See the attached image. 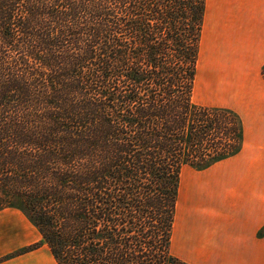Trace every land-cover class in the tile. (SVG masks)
I'll use <instances>...</instances> for the list:
<instances>
[{"label":"trees","instance_id":"1","mask_svg":"<svg viewBox=\"0 0 264 264\" xmlns=\"http://www.w3.org/2000/svg\"><path fill=\"white\" fill-rule=\"evenodd\" d=\"M206 4L0 0V212L57 264H180L181 171L244 140L238 113L193 102Z\"/></svg>","mask_w":264,"mask_h":264},{"label":"rangeland","instance_id":"2","mask_svg":"<svg viewBox=\"0 0 264 264\" xmlns=\"http://www.w3.org/2000/svg\"><path fill=\"white\" fill-rule=\"evenodd\" d=\"M220 19L221 24L214 33L217 45L211 58L206 35L220 23ZM204 21L206 25L203 39L201 37L193 102L199 106L238 112L245 119L246 131L244 128L238 157L205 170L187 166L181 171L171 242L172 255L180 264L186 263L184 252L190 248L185 247L189 241L185 234L188 222L198 219L200 210L210 208L219 211L223 196L229 205H236L237 198L255 188L264 172V79L259 63L263 51L254 52V49H260L259 43L255 44L257 35L264 34V0H208ZM227 32L229 41L223 45V51L227 60L233 62L235 59L239 68L224 58L222 43ZM220 64L227 66L229 77L218 82L214 74ZM207 196L209 202H206ZM193 239L198 240V234Z\"/></svg>","mask_w":264,"mask_h":264},{"label":"crops","instance_id":"3","mask_svg":"<svg viewBox=\"0 0 264 264\" xmlns=\"http://www.w3.org/2000/svg\"><path fill=\"white\" fill-rule=\"evenodd\" d=\"M218 5L221 10V5ZM220 18L222 19L221 14ZM221 19L210 33L206 32L211 58L214 57L217 45L215 29L220 26ZM208 20L206 16L207 24ZM206 23L204 21L202 39ZM225 23L229 32L228 23ZM228 32L222 43V51L223 45L229 41ZM258 43L260 49H254V52L263 51L262 60L259 61L263 78L264 34L257 35L255 44ZM224 55L227 60L226 54ZM232 61L229 62L239 68L235 59ZM241 118L245 128V119L242 116ZM254 187L248 193L246 191V195L238 197L236 205H229L230 202L223 196L222 208L219 211L210 208L200 210L199 218L188 222V231L185 234L188 235L189 241L185 243V247L190 248L186 249L183 257L187 264H264V172ZM211 199L213 201L212 197ZM206 202H209L208 196ZM197 234L198 240L195 241L193 237ZM34 246L37 248L28 250ZM0 264H57L39 231L19 210L8 209L0 212Z\"/></svg>","mask_w":264,"mask_h":264},{"label":"bare ground","instance_id":"4","mask_svg":"<svg viewBox=\"0 0 264 264\" xmlns=\"http://www.w3.org/2000/svg\"><path fill=\"white\" fill-rule=\"evenodd\" d=\"M228 77H229V72L227 66L225 64L218 66L217 72L214 74V78L216 79V81L219 82L220 80H225Z\"/></svg>","mask_w":264,"mask_h":264}]
</instances>
